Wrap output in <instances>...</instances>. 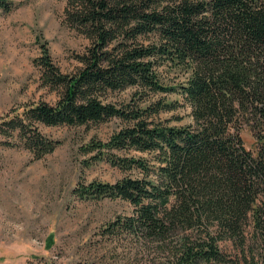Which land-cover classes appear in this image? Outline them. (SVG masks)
<instances>
[{
	"label": "trees",
	"instance_id": "1",
	"mask_svg": "<svg viewBox=\"0 0 264 264\" xmlns=\"http://www.w3.org/2000/svg\"><path fill=\"white\" fill-rule=\"evenodd\" d=\"M64 1V23L89 45L73 73H63L43 49L42 84L58 98L0 116V145H20L38 160L59 144L40 124L119 119L106 140L91 138L83 152L137 174L79 183L74 193L128 202L131 213L105 232L154 246V264H230L221 243L243 244L249 222L264 229V132L256 135L255 154L239 134L240 120L264 130V0ZM15 7L0 0L1 13ZM163 65L184 79L165 84ZM130 88L136 90L129 100H109ZM166 93L183 102L154 98ZM181 105L191 122L159 120Z\"/></svg>",
	"mask_w": 264,
	"mask_h": 264
},
{
	"label": "rangeland",
	"instance_id": "2",
	"mask_svg": "<svg viewBox=\"0 0 264 264\" xmlns=\"http://www.w3.org/2000/svg\"><path fill=\"white\" fill-rule=\"evenodd\" d=\"M16 7L0 12V116L19 106L38 101L54 104L57 92L42 84L39 57L49 51L52 62L63 72L80 65L76 56L89 40L63 21L64 0H11ZM165 84L175 85L185 74L163 65L158 68ZM135 88L111 93L109 100H129ZM168 102L182 98L176 93L157 94ZM190 109L181 105L160 113L170 124L191 122ZM122 122L111 119L86 126H45L41 131L59 141L56 148L35 160L20 145H0V264H154L157 252L126 234H110L105 228L118 217L131 213L121 199H80L74 188L92 180L114 182L137 171H122L105 161L92 159L83 146L91 138L106 140ZM244 146L257 152V134L240 120ZM130 155H141L131 151ZM243 244L226 240L221 249L230 264L264 263V229L249 222Z\"/></svg>",
	"mask_w": 264,
	"mask_h": 264
}]
</instances>
